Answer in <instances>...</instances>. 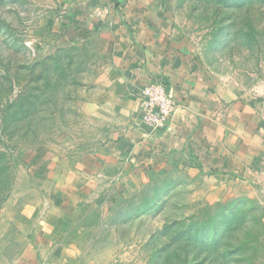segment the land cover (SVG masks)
Listing matches in <instances>:
<instances>
[{
	"label": "rangeland",
	"instance_id": "374dc122",
	"mask_svg": "<svg viewBox=\"0 0 264 264\" xmlns=\"http://www.w3.org/2000/svg\"><path fill=\"white\" fill-rule=\"evenodd\" d=\"M57 1L0 0V242L34 234L48 214L50 184L32 166L78 158L104 135L83 131L96 128L85 106L103 62L95 47L62 41ZM171 9L213 74L264 103V0H172ZM86 183L69 222L81 257L67 264H264V192L253 184L180 165L128 187Z\"/></svg>",
	"mask_w": 264,
	"mask_h": 264
},
{
	"label": "crops",
	"instance_id": "0c3cea01",
	"mask_svg": "<svg viewBox=\"0 0 264 264\" xmlns=\"http://www.w3.org/2000/svg\"><path fill=\"white\" fill-rule=\"evenodd\" d=\"M171 1H57L62 41L95 47L103 62L95 81L98 91L85 106L96 128L83 131L91 138L104 135L96 149L78 158L59 156L32 166L33 173L50 184L48 214L40 212L42 221H35L30 236L4 235L0 264L80 259L79 240L69 222L91 193L88 181L128 187L180 165L241 180L264 192V103L213 74L175 29ZM153 82L163 83L176 105L166 128L159 131L142 121L141 92ZM58 219L61 227L54 225ZM18 229L24 230L22 224ZM20 245L24 248L8 261L4 255Z\"/></svg>",
	"mask_w": 264,
	"mask_h": 264
},
{
	"label": "built area",
	"instance_id": "2783aa9c",
	"mask_svg": "<svg viewBox=\"0 0 264 264\" xmlns=\"http://www.w3.org/2000/svg\"><path fill=\"white\" fill-rule=\"evenodd\" d=\"M141 97L143 124L151 131L165 129L176 108L166 86L161 82L150 83L142 90Z\"/></svg>",
	"mask_w": 264,
	"mask_h": 264
}]
</instances>
